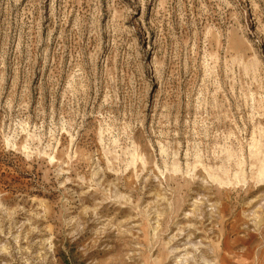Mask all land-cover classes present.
<instances>
[{"label": "rangeland", "instance_id": "374dc122", "mask_svg": "<svg viewBox=\"0 0 264 264\" xmlns=\"http://www.w3.org/2000/svg\"><path fill=\"white\" fill-rule=\"evenodd\" d=\"M0 264H264V0H0Z\"/></svg>", "mask_w": 264, "mask_h": 264}]
</instances>
